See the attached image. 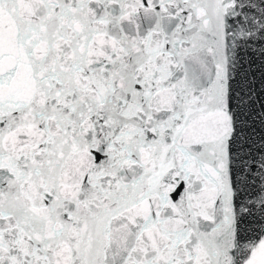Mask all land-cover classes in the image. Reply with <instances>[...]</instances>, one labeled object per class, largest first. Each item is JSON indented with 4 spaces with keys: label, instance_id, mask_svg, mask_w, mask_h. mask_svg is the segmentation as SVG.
<instances>
[{
    "label": "snow or ice",
    "instance_id": "1",
    "mask_svg": "<svg viewBox=\"0 0 264 264\" xmlns=\"http://www.w3.org/2000/svg\"><path fill=\"white\" fill-rule=\"evenodd\" d=\"M0 264H264V0H0Z\"/></svg>",
    "mask_w": 264,
    "mask_h": 264
}]
</instances>
